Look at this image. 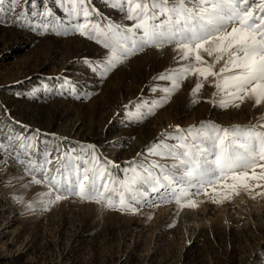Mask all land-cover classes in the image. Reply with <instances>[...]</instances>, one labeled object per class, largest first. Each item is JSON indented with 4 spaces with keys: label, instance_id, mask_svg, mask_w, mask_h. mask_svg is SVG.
Instances as JSON below:
<instances>
[{
    "label": "rangeland",
    "instance_id": "obj_1",
    "mask_svg": "<svg viewBox=\"0 0 264 264\" xmlns=\"http://www.w3.org/2000/svg\"><path fill=\"white\" fill-rule=\"evenodd\" d=\"M19 2L23 5L24 0ZM92 3L105 20L124 26L133 23L111 8L109 0ZM55 12L65 17L62 9ZM5 19L0 15V105L4 106L0 107V140L10 130L34 137L32 159L37 163V143L42 151L59 147L60 155L81 157L83 151L82 159H90L91 152L81 146L95 145L100 165L119 181L126 169L130 173L132 166L161 160L145 149L165 131L174 136L177 125L187 129L211 122L222 128L264 130V104L254 106L245 99L239 107L230 103L222 108L219 101L227 98L217 93L213 79L191 72L162 106L147 115L171 83L154 77L188 63L206 66L191 58L181 60L172 45L159 50L148 47L101 78L93 69L106 50L95 41L72 32L42 35ZM200 55L207 64L213 63L215 53L210 57L201 49ZM85 58L93 63L85 64ZM227 60L225 55L216 62L214 71L219 72ZM198 81L203 87L193 95ZM130 102L141 105L145 118L129 116V111H136L125 109ZM164 142L176 143L171 138ZM18 147L19 141L14 151ZM105 159L112 163L105 165ZM161 162L173 163L171 159ZM253 171L259 174L260 168L248 169L249 176ZM233 183H237L234 190L226 187ZM246 183L248 188L234 182L229 173L205 185L199 194L181 185L190 195L179 203V191L176 195L171 189L152 192L143 185L147 196L132 206L134 212L73 196L42 210L38 201L46 198L47 187L30 183L8 156L7 165L0 164V264H264V181ZM189 200L197 206L189 207ZM30 202L33 209L26 207Z\"/></svg>",
    "mask_w": 264,
    "mask_h": 264
},
{
    "label": "snow or ice",
    "instance_id": "obj_2",
    "mask_svg": "<svg viewBox=\"0 0 264 264\" xmlns=\"http://www.w3.org/2000/svg\"><path fill=\"white\" fill-rule=\"evenodd\" d=\"M109 6L124 13V20L133 22L131 26L105 20L92 0H24L23 5L19 0H0V15L6 17L5 23L40 31L42 35L72 32L95 41L106 50L104 58L93 69L101 78L148 47L159 50L172 45L181 53V60L191 58L206 65L197 67L188 63L154 77L171 83L165 96L148 108L147 115L179 89L189 72L204 80L213 79L217 93H223L227 98L219 101L222 108L230 103L239 107V102L245 99L252 101L254 106L264 104V0L259 4L255 0L251 3L250 0H109ZM56 8L62 9L65 17L58 16ZM201 49L210 57L215 53L212 64L202 60ZM225 55L228 60L224 66L219 72L214 71L215 63ZM84 63L90 65L93 62L85 58ZM202 87L198 81L192 88L193 95ZM124 107L136 109L129 111V116L136 120L146 116L140 111L139 103L130 102V106ZM173 131L174 136L165 131L145 149L149 155L164 161L171 159L173 163L153 160L147 166H132L130 173L126 169L124 178L119 181L113 180L100 165L95 145L81 146L82 150L86 148L91 152L90 159H82L83 151L81 157L67 152L60 155L59 147L42 151L37 143L34 153L39 160L37 163L32 159L34 137L14 134L11 130L0 140V153L4 154L0 164L7 165V157L12 156L24 175L30 177V183L47 187L46 198L38 201L42 210L73 196L108 208L134 212L136 209L132 206L140 204L147 196L141 190L143 185L152 192L171 189L176 195L179 191L176 195L179 203L181 197L190 195L181 185H187L194 189V194H199L205 185L215 184L221 178H227L229 173L231 179L244 188H248V179L264 181V163H258L264 161V130L252 126L229 129L201 122L187 129L177 125ZM168 138L176 143H165ZM17 141L19 147L14 151ZM78 159L81 160L79 164L75 162ZM89 163L91 168L87 166ZM110 163L104 160L105 165ZM131 164L136 165V162ZM256 167L260 168V173L253 171L249 176L248 169ZM226 187L234 190L237 183ZM113 196L118 199L114 201ZM151 203L155 205L154 201ZM188 206L197 205L189 200ZM26 207L33 209V204L30 202Z\"/></svg>",
    "mask_w": 264,
    "mask_h": 264
}]
</instances>
